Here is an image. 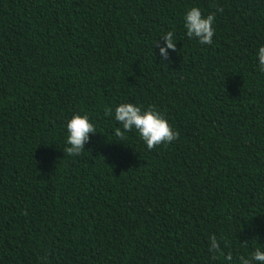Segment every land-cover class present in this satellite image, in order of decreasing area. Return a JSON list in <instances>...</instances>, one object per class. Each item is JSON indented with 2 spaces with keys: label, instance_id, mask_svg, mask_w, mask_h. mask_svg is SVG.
Returning <instances> with one entry per match:
<instances>
[{
  "label": "trees",
  "instance_id": "obj_1",
  "mask_svg": "<svg viewBox=\"0 0 264 264\" xmlns=\"http://www.w3.org/2000/svg\"><path fill=\"white\" fill-rule=\"evenodd\" d=\"M193 5L216 13L211 45L185 33ZM261 44L264 0H0V264H223L211 234L234 257L264 247ZM124 102L179 139L116 141ZM74 113L96 132L68 157Z\"/></svg>",
  "mask_w": 264,
  "mask_h": 264
},
{
  "label": "clouds",
  "instance_id": "obj_2",
  "mask_svg": "<svg viewBox=\"0 0 264 264\" xmlns=\"http://www.w3.org/2000/svg\"><path fill=\"white\" fill-rule=\"evenodd\" d=\"M217 12H223V8H217ZM216 13L204 14L199 6H191L183 13V28L187 37L197 40L200 45H211L216 34ZM166 46L160 49V55L167 57L168 49L175 47L177 38L174 30L163 34ZM257 70L264 73V44L255 50ZM107 114L114 119L119 127L115 128L116 141L124 142L126 134L134 131L148 150L160 145H168L179 139L180 133L169 123L168 119L156 108L149 105L133 104L131 102L120 103L114 111L109 109ZM66 138L64 140V153L68 157H77L83 154L85 144L90 139V133L96 132L95 124L88 114L74 113L67 119ZM208 252L214 259H222L223 264H264V247L256 246L246 255L234 257L231 252L224 253L221 243L223 237L216 234L208 236Z\"/></svg>",
  "mask_w": 264,
  "mask_h": 264
}]
</instances>
